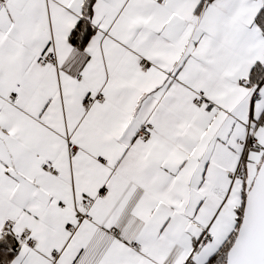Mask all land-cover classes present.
I'll return each instance as SVG.
<instances>
[{
	"label": "snow or ice",
	"instance_id": "snow-or-ice-1",
	"mask_svg": "<svg viewBox=\"0 0 264 264\" xmlns=\"http://www.w3.org/2000/svg\"><path fill=\"white\" fill-rule=\"evenodd\" d=\"M0 264H264V0H0Z\"/></svg>",
	"mask_w": 264,
	"mask_h": 264
}]
</instances>
